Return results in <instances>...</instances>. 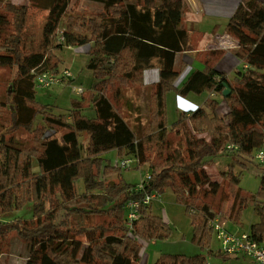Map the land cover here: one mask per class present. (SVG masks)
Masks as SVG:
<instances>
[{"label":"trees","instance_id":"16d2710c","mask_svg":"<svg viewBox=\"0 0 264 264\" xmlns=\"http://www.w3.org/2000/svg\"><path fill=\"white\" fill-rule=\"evenodd\" d=\"M29 1L54 19L46 52H24L28 5L3 1L0 65L17 68L9 98L14 114L9 130L26 127L41 149H21L0 131V241L17 233L30 245L28 264H142V241L168 238L172 229L162 216L150 212L149 205L129 230L126 205L147 194L161 195L168 188L192 219L194 242L203 249L209 246L213 230L208 221L222 213L209 212L205 204L198 212L191 211L197 184L209 183L219 189L203 168L222 155L247 167L254 161L255 150L264 149V2L241 0L225 28L238 41L235 53L246 68L230 80L208 57L204 70L192 72L179 87L184 67L175 69L177 53L194 50L191 31L182 27V0H90L103 6L101 14H80L70 6L72 0ZM60 28L62 41L58 39ZM86 45H90L87 68L94 77L96 96L88 107L73 101L69 116L53 114L50 106L36 100L35 72L57 71L61 63L58 51ZM154 65L159 69V81L152 87L147 121L138 135L105 92L114 84L142 87L144 71ZM225 83L232 90L228 97H223ZM171 91L180 96L215 93L224 108L218 110L220 101L211 100L209 111L182 112L169 125L166 96ZM21 108L30 113L26 122L16 118ZM85 110L93 113L89 116ZM37 120L41 124L32 129L30 125ZM169 128L179 132L184 128V133L205 135L208 140L190 138L192 147L184 155L169 146ZM58 129L66 132L58 135ZM81 134L87 135V145L80 142ZM110 151H117L120 159L125 155L137 159L139 168L147 167L151 179L143 190L124 181L122 171L126 169L104 157ZM153 151L165 155L166 166L159 167L151 159L149 152ZM229 177L231 189L240 199L239 177L235 172ZM250 201L259 222L251 225L249 233L263 243L264 173L258 196L245 197L237 210L233 204L229 219L239 221ZM26 205L31 206V218L12 217ZM95 216L111 220L96 223ZM205 263L200 255H165L157 264Z\"/></svg>","mask_w":264,"mask_h":264},{"label":"rangeland","instance_id":"374dc122","mask_svg":"<svg viewBox=\"0 0 264 264\" xmlns=\"http://www.w3.org/2000/svg\"><path fill=\"white\" fill-rule=\"evenodd\" d=\"M3 1L6 2L9 0H0V11H2L4 5ZM11 1L17 5H22L23 3L28 4V17L22 39V49L24 52H46L48 39L50 35L53 34L55 28L53 21L50 22L51 16L48 11L39 10L38 7L36 8V6L31 5L29 0ZM134 1L136 0H127V2ZM182 1L183 3L184 1L186 2V0ZM261 1L264 2V0ZM71 7L80 14H101L104 12V8L101 4L90 0H73V6ZM37 11H40L41 14H36ZM60 30L63 29L60 28ZM77 48L78 47L66 48L62 51H58L61 59L59 69L57 71L49 70L50 72L57 73L67 69L74 76L73 81L70 79L64 84L55 85L48 89L41 88L37 85L34 88L38 103L50 106L53 114H66L69 116L73 101H82V106L88 107L91 100L96 96V91L94 90V77L92 72L87 68L90 55L83 51V53L77 52ZM16 72L17 68L15 66L7 67L0 65V131L6 134L9 141L13 140L20 144L21 149L27 150L35 146L41 149L40 144L34 138V134L26 127L19 126L16 131L9 130V128H12L14 120L12 100L9 98H11V84L16 76ZM150 72L153 71L151 70ZM77 87L83 88L85 93L77 95L75 93ZM139 88L131 85L122 86L114 84L105 92L115 108L122 114L130 127L138 135L141 133L144 126L142 125L143 116L137 119H135L134 116L136 111L137 114H141L143 111L145 112L144 107H146L140 106L137 110L135 109L136 103L134 101L136 94L139 92ZM207 97L208 92H204L201 95L190 94L187 97H183L184 101H181V96L177 91L169 92L166 96L167 123L173 125L179 120L182 107L197 108L202 105L197 104V101H204ZM193 99L197 100L195 102L196 104H192ZM222 108H224V105ZM85 113L90 116L93 112L85 110ZM29 116L30 113L27 109L21 108L17 111L16 118L18 122H26ZM68 119L72 120L71 117ZM38 124H41V120L33 121L30 127L34 129ZM258 128L261 129L260 127ZM168 131L169 146L178 148L184 155H186L187 149L192 147L190 138H196L202 141L203 139L208 140V137L205 135L196 136L191 132L184 133V128L180 129L181 132L172 130L171 128H169ZM64 132H66V129H58V135ZM79 140L84 145L88 143L86 134H81ZM156 148L158 147L155 146L154 151ZM154 151L149 152L151 159L156 162L159 167L166 166L165 155L156 154ZM255 155L256 150L254 152V161L247 165V167L236 164L233 160L234 158L227 155H222L216 158L211 164L206 165L203 170L208 175L210 181L219 184V189L214 190L209 183L197 184L195 187V205L191 211L194 209V212H198L201 204H205L209 207V212L226 215L232 232H249L251 225L259 222V217L254 207L255 204L253 205L254 202L250 201L248 202L249 204L244 207L239 221H233L229 219V216L232 214L231 209L233 204L237 210L241 207V201L245 200V197L251 200L254 196H258V192L261 188V179L264 173V165L256 160ZM104 157L115 165L121 160L117 151L107 152L104 154ZM123 157L133 160L132 165L128 167L129 169L122 171L124 181L128 184H139L145 174L149 173L147 167L142 166L139 168L137 159L126 155ZM230 165H232L233 168L229 167ZM230 172H235L239 177L237 187L241 189V191L239 190L241 193L240 199H236V193L231 189L232 180L229 177ZM258 200L259 199L256 198V202ZM149 210L156 215L162 216L163 218L165 217L172 231L168 238L155 239L148 242L142 241L143 248L141 251V258L143 264L145 261V264H157L161 257L165 255H200L210 264H255L248 257L234 259L222 255L219 252L220 243L214 233L212 234L210 245L206 246L204 249L201 248L197 242H194V226L192 224V219L186 214L185 206L177 201L170 189L166 188L160 197L152 202ZM222 214L219 215L224 217ZM13 215L12 217L31 218V206L26 205L21 211H17ZM105 217L106 216H95L93 217L94 222L108 224L111 219H104ZM1 220L0 218V221ZM29 257L30 245L20 238L17 233L12 232L3 241H0V264H28Z\"/></svg>","mask_w":264,"mask_h":264},{"label":"crops","instance_id":"0c3cea01","mask_svg":"<svg viewBox=\"0 0 264 264\" xmlns=\"http://www.w3.org/2000/svg\"><path fill=\"white\" fill-rule=\"evenodd\" d=\"M186 2L184 1L182 27L191 31L194 50L177 53L175 69L181 70L182 64L184 67V72L180 76L177 85L180 87L192 72L203 71L205 67L204 60L208 57L211 59V63L217 71L224 73L230 80L234 79L239 71L246 68V65L236 56L235 51L238 48V41L232 35L228 34L225 28L241 4V0H186ZM22 5L28 4L23 3ZM70 6H73V0ZM39 10L46 11L41 8ZM36 14L40 15L41 12L37 11ZM50 19V22L53 21L54 23V19L52 17ZM89 49L90 45H86L78 47L77 52H85L88 54ZM151 70L153 72H150ZM158 81L159 69L156 65L144 71V85L139 88V92L136 94L134 101L136 103V110L140 106H146L144 107L145 112L143 111V113L137 114L136 111L134 116L135 119L143 116L142 125L146 123L148 117V98L153 85ZM188 95L181 96L180 100L184 101L183 97H187ZM215 99L220 101V105L218 106L219 110L224 104L223 100L217 94L208 92V97L204 101L192 100V104H196L195 102L197 101V104L202 105L197 108L182 107L181 113L199 108L209 111L208 104L211 100ZM164 220L168 223L165 217Z\"/></svg>","mask_w":264,"mask_h":264},{"label":"built area","instance_id":"2783aa9c","mask_svg":"<svg viewBox=\"0 0 264 264\" xmlns=\"http://www.w3.org/2000/svg\"><path fill=\"white\" fill-rule=\"evenodd\" d=\"M63 30H58V39L63 40ZM239 46V43H238ZM74 80L72 73L65 69L62 72L53 73L50 71L35 72V85L48 89L55 85L64 84L67 80ZM77 95L85 93L84 89L77 87L75 89ZM256 160L264 165V149L260 150L255 155ZM133 163L130 158H123L117 162L122 169H129ZM151 174L146 173L144 178L139 182L137 188L143 190L149 183ZM160 197V194H147L143 199L131 200L126 205V226L132 230L134 224L140 219L141 210L145 206H149L152 202ZM209 227L213 230L218 242L220 243L219 252L227 257L239 258L248 257L255 264H264V242L255 241L249 232H232L227 218L219 214L211 217L208 221ZM205 264H210L206 261Z\"/></svg>","mask_w":264,"mask_h":264},{"label":"water","instance_id":"95a60500","mask_svg":"<svg viewBox=\"0 0 264 264\" xmlns=\"http://www.w3.org/2000/svg\"><path fill=\"white\" fill-rule=\"evenodd\" d=\"M224 87L223 97H228L232 93V90L227 83L224 84Z\"/></svg>","mask_w":264,"mask_h":264}]
</instances>
